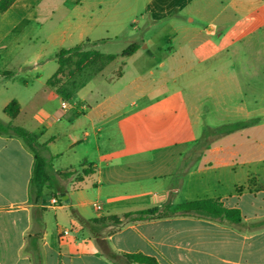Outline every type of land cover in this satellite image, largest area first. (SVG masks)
Wrapping results in <instances>:
<instances>
[{
  "label": "crops",
  "instance_id": "0c3cea01",
  "mask_svg": "<svg viewBox=\"0 0 264 264\" xmlns=\"http://www.w3.org/2000/svg\"><path fill=\"white\" fill-rule=\"evenodd\" d=\"M136 2L14 0L0 10V73H12L0 76V119L47 143L56 173L92 170L81 181L57 176L35 202L34 151L0 134V264H142L124 254L146 264H264V0ZM137 41L120 77L105 68L72 105L47 84L63 49L120 55ZM234 91L239 101H229ZM12 100L14 118L4 113ZM206 128L220 133L201 153L184 137ZM199 200L238 210L240 223L110 219Z\"/></svg>",
  "mask_w": 264,
  "mask_h": 264
},
{
  "label": "trees",
  "instance_id": "16d2710c",
  "mask_svg": "<svg viewBox=\"0 0 264 264\" xmlns=\"http://www.w3.org/2000/svg\"><path fill=\"white\" fill-rule=\"evenodd\" d=\"M14 0H1L0 10L6 9ZM85 44H79L70 49L61 50L57 56L58 69L55 74L48 80V86L53 87L57 92V87L60 89L63 84V76L65 81L72 82L74 88V82L76 76L82 74L86 70L95 69L96 72H102L111 62L121 57L123 59L132 56L139 48L138 42L131 43L125 48L120 55L106 54L96 49L86 50ZM124 62L122 61L119 69L117 70V77L122 75ZM65 71L67 76L65 75ZM12 73L4 72L0 73V76H11ZM82 85L81 87H83ZM58 93V92H57ZM76 93H68L65 90H61L58 95H61L65 101L71 100ZM4 113L11 118L16 117L20 113V105L17 100H12L4 108ZM0 134L13 135L22 138L26 144L35 153V164L32 178V195L34 201L43 195V190L46 186L51 184L52 176L49 173V169L52 164V157L49 155V149L47 143H42L38 140V137L30 130L21 127L14 126L10 123H5L0 119ZM91 169H84L83 164L80 165V170L59 172L57 175L63 179L72 178L75 176L77 181H81L84 176L91 173ZM173 216H197L209 218L216 221H226L232 224L240 223V212L238 210H228L224 208L220 203L215 200H199L193 202H187L177 205L164 204L159 207L143 209L135 212L126 213L122 218L111 217L110 219L116 224H122L125 222L156 219L162 217ZM96 220H82V224L94 222ZM115 255L110 254L109 257L113 258ZM128 262L136 263H151L152 260L140 255L124 254L122 255Z\"/></svg>",
  "mask_w": 264,
  "mask_h": 264
},
{
  "label": "rangeland",
  "instance_id": "374dc122",
  "mask_svg": "<svg viewBox=\"0 0 264 264\" xmlns=\"http://www.w3.org/2000/svg\"><path fill=\"white\" fill-rule=\"evenodd\" d=\"M145 2V0H137L136 2V6L137 8H140L142 6V4ZM138 26L142 28L141 23H138V20L136 21ZM136 25V24H135ZM149 33H147L146 31L142 30L141 32L138 33V36H149ZM140 41V40H139ZM138 42V41H137ZM141 42V41H140ZM115 46L111 49L113 52H120L122 50L123 45L122 41L116 40L114 42ZM84 48L86 50L89 49H94V48H90V45L85 44ZM55 48H48V53L50 56H55L57 53L55 51ZM99 50H103V48H100ZM118 61H122V58L119 57ZM114 62V63H110L106 69L104 70V77L109 78L111 76H117V70L119 69V62ZM100 73L101 72H96L95 69H90V70H86L85 72H83L82 74L76 76V80H75V84H74V88L72 87V82L65 81V77L63 76V84L61 85V88L59 89L57 87V92L59 93L61 90H65L68 93H76L78 92L81 88H83L88 82H90L91 80L97 79L100 77ZM155 73H156V77L157 74L161 73L160 70L155 69ZM65 75L67 76V73L65 71ZM155 77V75L153 76V78ZM192 74L191 73H185L180 77V82H182L184 84V94L187 97V100L192 101V94H193V88H192ZM82 85H84L83 87H81ZM233 92V90H232ZM60 98L62 100H64V98L59 95ZM241 98L240 94H238L237 91H234V95L229 99V101H239ZM70 105L73 104V101L70 100ZM206 105H208L209 102V98H206ZM191 119H193V114L191 116ZM219 129V128H218ZM194 132H188L185 137L184 140L185 142H188L190 145H194L201 153H203V151L206 150V148L208 147V145L212 144L213 141H215L216 139L213 137L214 134H219L220 131L216 129V131L210 130L209 128L204 129L202 136H200L199 138H195L193 135ZM191 156V155H190ZM196 158L198 155H194ZM51 168L49 169V173L52 176V181H56L57 178V173L56 170L61 169V166L59 163H56L55 161H51Z\"/></svg>",
  "mask_w": 264,
  "mask_h": 264
},
{
  "label": "built area",
  "instance_id": "2783aa9c",
  "mask_svg": "<svg viewBox=\"0 0 264 264\" xmlns=\"http://www.w3.org/2000/svg\"><path fill=\"white\" fill-rule=\"evenodd\" d=\"M61 105H62L63 108H65L67 106L66 102H62ZM60 203H61L60 198H58L56 196L52 197L51 200H50V205H59ZM94 206L97 209H100L101 208V206L98 205V204H94ZM63 233L64 234H67V231H64Z\"/></svg>",
  "mask_w": 264,
  "mask_h": 264
}]
</instances>
